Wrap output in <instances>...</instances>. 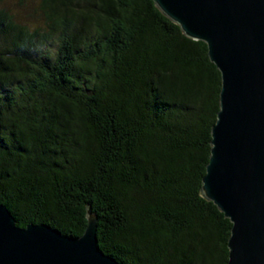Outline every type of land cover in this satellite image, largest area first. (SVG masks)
Masks as SVG:
<instances>
[{
    "label": "trees",
    "instance_id": "trees-1",
    "mask_svg": "<svg viewBox=\"0 0 264 264\" xmlns=\"http://www.w3.org/2000/svg\"><path fill=\"white\" fill-rule=\"evenodd\" d=\"M17 4H0V203L16 224L77 238L89 203L120 262L227 264L231 222L199 195L221 86L206 43L153 0Z\"/></svg>",
    "mask_w": 264,
    "mask_h": 264
},
{
    "label": "water",
    "instance_id": "water-1",
    "mask_svg": "<svg viewBox=\"0 0 264 264\" xmlns=\"http://www.w3.org/2000/svg\"><path fill=\"white\" fill-rule=\"evenodd\" d=\"M181 31L207 45L220 72L219 110L200 193L231 222L227 264H264V0H153ZM81 236L21 227L0 203V264H125L98 246L85 206Z\"/></svg>",
    "mask_w": 264,
    "mask_h": 264
},
{
    "label": "rangeland",
    "instance_id": "rangeland-1",
    "mask_svg": "<svg viewBox=\"0 0 264 264\" xmlns=\"http://www.w3.org/2000/svg\"><path fill=\"white\" fill-rule=\"evenodd\" d=\"M27 1V0H26ZM0 4H2L3 6L7 7V8H11V9H14L15 7H20L18 4H17V0H1L0 1ZM26 4V3H25ZM23 11L25 13L29 12V7H25L23 8Z\"/></svg>",
    "mask_w": 264,
    "mask_h": 264
}]
</instances>
